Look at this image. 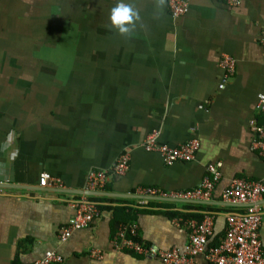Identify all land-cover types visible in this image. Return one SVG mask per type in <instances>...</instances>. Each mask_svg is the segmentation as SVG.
<instances>
[{"label": "crops", "instance_id": "0c3cea01", "mask_svg": "<svg viewBox=\"0 0 264 264\" xmlns=\"http://www.w3.org/2000/svg\"><path fill=\"white\" fill-rule=\"evenodd\" d=\"M185 1L188 10L174 16L169 0H122L138 18L121 34L109 20L117 0H0V264L33 263L50 250L63 256L60 264H162L112 248V210L59 237L89 172L110 171L126 151L129 170L104 190L126 196H90L136 205L140 187L191 190L208 164L222 162L209 199L160 200L154 211L131 212L135 219L125 222H135L147 244L183 249L188 222L209 213L216 243L226 215L244 210L221 194L236 177H264V156L253 146L255 125L264 122L256 106L264 93V0ZM225 53L236 68L220 88ZM154 128L172 146L198 139L196 158L167 165L145 150ZM43 171L64 187L40 186ZM261 204L264 246V197ZM194 261L212 264L204 254Z\"/></svg>", "mask_w": 264, "mask_h": 264}, {"label": "built area", "instance_id": "2783aa9c", "mask_svg": "<svg viewBox=\"0 0 264 264\" xmlns=\"http://www.w3.org/2000/svg\"><path fill=\"white\" fill-rule=\"evenodd\" d=\"M228 4L237 5L240 0H224ZM170 11L174 16L181 15L188 10L185 0H169ZM260 42L264 50V33L260 36ZM220 65L223 69V79L220 82L222 88L227 80L234 74L236 60L229 54H223ZM257 108L264 115V93L258 96ZM256 137L253 146L264 156V122L255 125ZM142 146L149 152L160 155L162 161L171 165L177 161H190L196 158L200 147V141L192 138L177 146L161 143L158 140V130L152 129L145 137ZM130 153L120 154L117 162L110 171L92 169L87 177L85 195L72 199L69 204L75 209V213L67 224L59 231L61 241H66L76 230L91 226L102 213L100 204L91 199L88 192L104 191L108 180L112 176L124 175L130 168ZM222 162L216 161L208 164L207 175L202 182L191 190H178L165 192L152 186L140 187L137 191L141 199L139 204H147L149 197H166L175 200H202L209 199L219 182ZM40 186L64 187L60 178L47 171L39 176ZM264 197V177L250 179L244 177L234 178L227 186L221 198L227 203L244 206L241 212H232L226 215L225 234L216 242L210 243L214 234L215 215L206 214L201 221H189V239L183 249L173 247L162 249L144 242L138 235L135 222H121L111 238L112 248L117 251H128L141 254L145 257L159 258L162 264H195L194 258L198 254H204L207 261L212 264H264V246L260 237V226L263 219L261 201ZM91 255L97 258L103 256V252L97 247L91 248ZM63 256L50 250L33 263L29 264H60ZM16 264H28L17 262Z\"/></svg>", "mask_w": 264, "mask_h": 264}, {"label": "trees", "instance_id": "16d2710c", "mask_svg": "<svg viewBox=\"0 0 264 264\" xmlns=\"http://www.w3.org/2000/svg\"><path fill=\"white\" fill-rule=\"evenodd\" d=\"M92 200L97 201L100 204V207L102 210H112L115 212L117 216V221L116 224L118 225L119 222H125L127 220H134L135 217L133 213H131L134 209L135 210H142V211H154V207L156 206H161L162 201L160 200H149L147 204H127V203H121V204H113L112 202L114 201L113 198L108 199L107 197H92ZM99 199V200H96ZM128 213V214H127ZM203 217L199 218V221L202 220Z\"/></svg>", "mask_w": 264, "mask_h": 264}, {"label": "clouds", "instance_id": "9594fccd", "mask_svg": "<svg viewBox=\"0 0 264 264\" xmlns=\"http://www.w3.org/2000/svg\"><path fill=\"white\" fill-rule=\"evenodd\" d=\"M137 18V12L131 4L124 3L122 0H117V3L110 9V25L121 34L128 33Z\"/></svg>", "mask_w": 264, "mask_h": 264}, {"label": "water", "instance_id": "95a60500", "mask_svg": "<svg viewBox=\"0 0 264 264\" xmlns=\"http://www.w3.org/2000/svg\"><path fill=\"white\" fill-rule=\"evenodd\" d=\"M87 194H89V195H112V196H123V197L126 196L125 194H116V193L106 192V191H91V192H88ZM149 199H151V200H165V201L175 200V199L169 198V197L168 198H166V197H149ZM229 204H232V203H229ZM233 205H237V204H233Z\"/></svg>", "mask_w": 264, "mask_h": 264}, {"label": "bare ground", "instance_id": "6f19581e", "mask_svg": "<svg viewBox=\"0 0 264 264\" xmlns=\"http://www.w3.org/2000/svg\"><path fill=\"white\" fill-rule=\"evenodd\" d=\"M210 263V262H209Z\"/></svg>", "mask_w": 264, "mask_h": 264}]
</instances>
